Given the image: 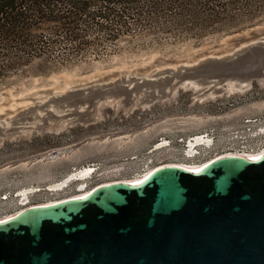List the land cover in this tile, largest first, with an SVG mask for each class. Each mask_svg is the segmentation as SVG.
<instances>
[{
  "label": "rangeland",
  "instance_id": "rangeland-1",
  "mask_svg": "<svg viewBox=\"0 0 264 264\" xmlns=\"http://www.w3.org/2000/svg\"><path fill=\"white\" fill-rule=\"evenodd\" d=\"M260 129L264 11L197 36L126 38L63 65L30 60L0 77V219L81 185L255 148ZM89 166L88 178L54 186Z\"/></svg>",
  "mask_w": 264,
  "mask_h": 264
},
{
  "label": "water",
  "instance_id": "water-1",
  "mask_svg": "<svg viewBox=\"0 0 264 264\" xmlns=\"http://www.w3.org/2000/svg\"><path fill=\"white\" fill-rule=\"evenodd\" d=\"M0 264H264V153L29 205L0 219Z\"/></svg>",
  "mask_w": 264,
  "mask_h": 264
},
{
  "label": "trees",
  "instance_id": "trees-1",
  "mask_svg": "<svg viewBox=\"0 0 264 264\" xmlns=\"http://www.w3.org/2000/svg\"><path fill=\"white\" fill-rule=\"evenodd\" d=\"M264 11V0H0V77L33 59L67 64L139 36L182 38Z\"/></svg>",
  "mask_w": 264,
  "mask_h": 264
},
{
  "label": "bare ground",
  "instance_id": "bare-ground-1",
  "mask_svg": "<svg viewBox=\"0 0 264 264\" xmlns=\"http://www.w3.org/2000/svg\"><path fill=\"white\" fill-rule=\"evenodd\" d=\"M202 136H198V137H195V138H192L191 140H190V144H189V146L190 147H192V146H196V145H199V144H201V142H203L202 141ZM206 142H209L207 139H206ZM163 145H165V143L164 142H161V143H159L158 144V146L160 147V146H163ZM189 152H190V150H188L187 151V156H191L190 154H189ZM264 153V148L263 149H261V150H257V151H255V152H250V154L247 156V157H250V158H257V157H259L260 155H262ZM222 155H241V154H236V153H224V154H219L218 156H222ZM218 156H216V157H218ZM241 156H244V155H241ZM207 162V161H206ZM206 162H204V163H206ZM204 163H198V164H195V165H193L192 167H186V166H182V165H180V166H182V167H184V168H187V169H191V170H198V169H200L201 167H202V165H204ZM167 164H169V163H167ZM171 164H175V163H171ZM162 165V164H161ZM177 165H179V164H177ZM94 171V168H92V167H84V168H80L79 170H76V171H74V172H72V173H70L68 176H67V178L66 179H64L63 181H61L60 183H58V184H55L54 186L55 187H60V186H65V184L68 182V181H70V180H83V179H86V178H88L89 176H90V174L92 173ZM150 170H147V171H144L141 175H139V176H137V177H134V178H131L129 181H127V182H130V183H136V182H138L140 179H142L143 177H145L146 175H147V173L149 172ZM105 183H110V182H105ZM97 186V185H96ZM94 188V187H93ZM92 187L89 189H86V187H84V185H81L80 186V189L83 191V192H81V193H79L80 195H77V196H75V197H80V196H83V195H86L91 189H93ZM25 192L26 191H23L22 192V194L23 195H25ZM21 198H23V197H21ZM62 199H64V198H62ZM24 200V199H23ZM55 201H57V200H55ZM55 201H53V202H55ZM53 202H50V203H53ZM24 207H22L21 209H23ZM20 209H18L17 211H19ZM16 211V212H17ZM14 214V213H13ZM13 214H10L9 216H11V215H13ZM9 216H7V217H9ZM7 217H5V218H7ZM5 218H2V219H5Z\"/></svg>",
  "mask_w": 264,
  "mask_h": 264
},
{
  "label": "built area",
  "instance_id": "built-area-1",
  "mask_svg": "<svg viewBox=\"0 0 264 264\" xmlns=\"http://www.w3.org/2000/svg\"><path fill=\"white\" fill-rule=\"evenodd\" d=\"M264 130V129H262ZM260 129L259 133L256 135V136H253V137H256L257 141H259V144L255 146V148H250L248 150H245V149H239L238 151L236 152H230V153H236V154H241V155H244V156H248L250 154V152H255L257 150H261L264 148V131H262Z\"/></svg>",
  "mask_w": 264,
  "mask_h": 264
}]
</instances>
